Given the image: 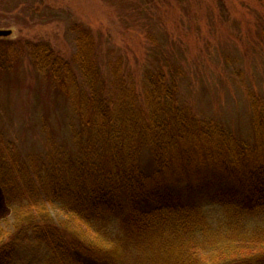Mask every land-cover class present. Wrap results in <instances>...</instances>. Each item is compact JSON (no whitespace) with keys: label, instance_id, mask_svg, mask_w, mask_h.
Masks as SVG:
<instances>
[{"label":"rangeland","instance_id":"obj_1","mask_svg":"<svg viewBox=\"0 0 264 264\" xmlns=\"http://www.w3.org/2000/svg\"><path fill=\"white\" fill-rule=\"evenodd\" d=\"M80 28L91 35L105 86L113 73L128 79L136 104L145 108L146 76L161 68L176 78L180 104L192 117L218 124L237 145L254 143L255 114L264 112V0H0V29L12 31L0 37V158L9 153L40 165L52 159L50 153L75 151L76 133H84L82 113L36 68L30 51L48 45L78 73L73 56ZM6 162L4 172L18 180ZM137 162L145 174L155 169L147 146ZM7 187L10 198L0 183V244L13 245L16 264H71L62 262V250L27 231L33 222L41 224L40 214L49 216L57 236H75L98 254L112 247L68 211L50 203L28 207L29 196ZM191 196L210 204L206 192ZM205 222L178 231L164 224L156 236L127 240L116 264H218L264 255L261 232L240 242L215 217ZM246 223L239 229L264 230V221Z\"/></svg>","mask_w":264,"mask_h":264},{"label":"trees","instance_id":"obj_2","mask_svg":"<svg viewBox=\"0 0 264 264\" xmlns=\"http://www.w3.org/2000/svg\"><path fill=\"white\" fill-rule=\"evenodd\" d=\"M30 52L36 68L47 72L54 87L79 108L84 133L75 134L74 152L50 153L52 159L40 165L9 153L1 156L0 183L7 188L8 198L11 184L14 192L29 196L26 206L50 203L68 211L112 245L98 254L75 236H57V227L46 221L49 216L40 214L41 224L33 222L27 231L36 240L51 243V250H62V262L116 264L127 240L134 244L142 234L156 236L164 224L171 223L175 231L190 224L208 225L209 215L219 225L233 228L237 241L259 232L264 235V230H248V226L239 229L242 222L264 221V112L255 114L254 143L237 145L218 124L196 120L180 104L171 72L168 76L156 68L148 73L145 108L136 104L128 79L113 73L114 79L105 86L91 35L84 28L75 38L73 60L78 73L54 57L48 45L31 47ZM112 87H118L115 95L108 93ZM146 146L155 166L150 174L143 173L137 162ZM6 161L18 180L12 181L4 172ZM197 191L206 192L210 204L191 196ZM56 239L62 247L53 245ZM0 246V264H16L13 245ZM238 258L219 263L264 264V255L236 262Z\"/></svg>","mask_w":264,"mask_h":264},{"label":"water","instance_id":"obj_3","mask_svg":"<svg viewBox=\"0 0 264 264\" xmlns=\"http://www.w3.org/2000/svg\"><path fill=\"white\" fill-rule=\"evenodd\" d=\"M10 29H0V37H7L11 34Z\"/></svg>","mask_w":264,"mask_h":264}]
</instances>
